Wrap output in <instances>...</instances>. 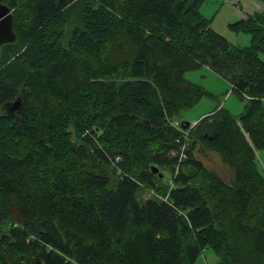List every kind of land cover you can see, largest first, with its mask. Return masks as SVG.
<instances>
[{
  "label": "trees",
  "instance_id": "trees-1",
  "mask_svg": "<svg viewBox=\"0 0 264 264\" xmlns=\"http://www.w3.org/2000/svg\"><path fill=\"white\" fill-rule=\"evenodd\" d=\"M206 1L4 0L17 39L0 46V264H197L208 248L264 264V11L230 24L251 35L239 47ZM204 66L246 104L186 138L173 124L210 96L186 76Z\"/></svg>",
  "mask_w": 264,
  "mask_h": 264
},
{
  "label": "rangeland",
  "instance_id": "rangeland-1",
  "mask_svg": "<svg viewBox=\"0 0 264 264\" xmlns=\"http://www.w3.org/2000/svg\"><path fill=\"white\" fill-rule=\"evenodd\" d=\"M201 11L205 17L212 20V28L230 43L239 47H247L251 44V35L244 32H235L230 24L246 19L257 12H263L264 1L207 0ZM186 76L190 81L202 85L210 93V96L202 98L194 107L185 111L179 119L180 124L182 122L194 123L200 121L201 118L218 107H223L236 116L243 113L246 101L240 100L237 93L233 91L232 85L208 67L204 66L198 70L188 72ZM197 156L207 168L217 171L225 178L230 175V169L224 166L215 153L204 151L197 154ZM257 160L264 175V150L257 151ZM164 175L165 181L169 183L173 176L171 169H164ZM145 193L146 189H143L139 195L141 200L145 197ZM197 264H218V257L211 248H208L201 255Z\"/></svg>",
  "mask_w": 264,
  "mask_h": 264
},
{
  "label": "water",
  "instance_id": "water-1",
  "mask_svg": "<svg viewBox=\"0 0 264 264\" xmlns=\"http://www.w3.org/2000/svg\"><path fill=\"white\" fill-rule=\"evenodd\" d=\"M17 39L16 32L14 30V19L11 8L4 3V0H0V46L8 43H14ZM22 107V100L18 98L14 102L8 104L7 111L10 113H15L19 111ZM189 122H182L181 127L187 129L189 127ZM153 174H160L163 177L164 174L160 173L158 167L153 166L151 169Z\"/></svg>",
  "mask_w": 264,
  "mask_h": 264
},
{
  "label": "built area",
  "instance_id": "built-area-1",
  "mask_svg": "<svg viewBox=\"0 0 264 264\" xmlns=\"http://www.w3.org/2000/svg\"><path fill=\"white\" fill-rule=\"evenodd\" d=\"M198 122H199V121L194 122V123H190V125H189V127H188L187 129H183V128L181 127V124H180L179 122H175V123L173 124V126H174L175 128H177V129H179L180 131H182V132L184 133V136H185L186 138H188V133L190 132V131H188V130H189V129H193L194 127H196L197 124H198ZM186 131H188V132L185 133ZM187 146H188V143L184 142L183 145H182V147L180 148V151H177V150H173V151H172V154H173V155L178 156V163H179V164H178V167H177V171L179 170L180 163L186 158V151H185V150L187 149ZM116 161L119 162V161H120V158H117ZM170 185H171V187L174 186V181H173V179L170 180ZM151 194H155L154 191H151ZM160 198H161L162 200H164V201L167 200V198H165V197H161V196H160Z\"/></svg>",
  "mask_w": 264,
  "mask_h": 264
}]
</instances>
